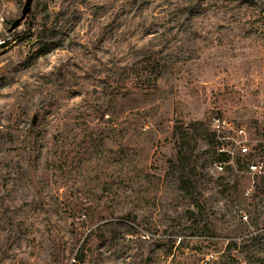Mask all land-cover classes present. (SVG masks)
Returning <instances> with one entry per match:
<instances>
[{"label":"rangeland","instance_id":"374dc122","mask_svg":"<svg viewBox=\"0 0 264 264\" xmlns=\"http://www.w3.org/2000/svg\"><path fill=\"white\" fill-rule=\"evenodd\" d=\"M24 2L0 0L5 31ZM19 28L0 48V264H264V174L237 168H264V0H32ZM239 127L251 154L218 173Z\"/></svg>","mask_w":264,"mask_h":264},{"label":"built area","instance_id":"2783aa9c","mask_svg":"<svg viewBox=\"0 0 264 264\" xmlns=\"http://www.w3.org/2000/svg\"><path fill=\"white\" fill-rule=\"evenodd\" d=\"M4 18L0 13V48L6 47L14 41V32L19 31V26L11 31H5L3 28ZM227 125L226 121L222 118L213 117L211 119V126L213 128V133L219 138L220 129ZM236 138L231 139V150H224L219 148V153H225L227 155V164H233L234 161V151L237 150L241 156H249L251 154L249 150L248 140L245 136V129L242 127L236 128L234 131ZM262 145V144H261ZM260 148L255 146L254 152H259ZM225 164L223 162H217L215 164V170L218 173H223L225 170ZM262 162H247L245 164V172L250 174L251 177L264 174V168ZM244 173V172H243ZM248 192H246V195ZM245 217V216H244Z\"/></svg>","mask_w":264,"mask_h":264},{"label":"trees","instance_id":"16d2710c","mask_svg":"<svg viewBox=\"0 0 264 264\" xmlns=\"http://www.w3.org/2000/svg\"><path fill=\"white\" fill-rule=\"evenodd\" d=\"M188 129L192 131L191 133H192L193 138H190L189 141H191L193 143V145L191 148H186V149H183V147H180L178 152H177L175 162L171 163V165H170L179 174V176L181 177V180H182V184L184 186L189 184V182H190L189 179L192 177V175L195 172V166L190 167V161L187 160V155L190 159L192 158L193 152H194L196 145H197L196 140H197V137H199V135L194 136L193 132H195V131H193L190 126L188 127ZM213 136L215 137L214 133H213ZM260 147L261 146H258V148H260ZM218 156L219 157H218L217 161L222 162V161H224L225 158H223V157L224 156L226 157V154L225 153H219ZM237 165H238L237 166L238 170L245 169L244 164L238 162ZM189 167H190V169H188ZM76 260L78 262H83L82 254L79 253L78 256H76Z\"/></svg>","mask_w":264,"mask_h":264},{"label":"water","instance_id":"95a60500","mask_svg":"<svg viewBox=\"0 0 264 264\" xmlns=\"http://www.w3.org/2000/svg\"><path fill=\"white\" fill-rule=\"evenodd\" d=\"M31 3H32V0H25L24 5H23V7L21 9L20 17L12 23L11 28L9 29V31L14 30L15 28H17L20 25V23L25 20L26 16L28 15V13L31 10ZM38 118H39V113H34L32 115L31 124L33 126L36 124Z\"/></svg>","mask_w":264,"mask_h":264}]
</instances>
